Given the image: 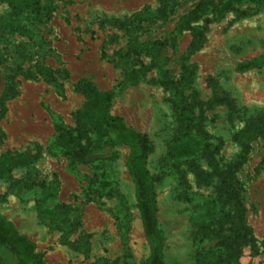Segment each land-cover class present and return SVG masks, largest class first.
<instances>
[{"label":"rangeland","instance_id":"obj_1","mask_svg":"<svg viewBox=\"0 0 264 264\" xmlns=\"http://www.w3.org/2000/svg\"><path fill=\"white\" fill-rule=\"evenodd\" d=\"M196 1L178 0L168 20L124 30L111 22H128L145 7H158L159 1L53 0L52 18L32 27L34 36L28 39L1 27L8 4L0 0V96L8 74L18 80L17 92L5 99L6 112L0 117V153L39 151L31 165L0 175V216L34 242L36 250L44 253L45 264H92L101 257L115 259L118 264H146L149 255L134 184L125 164L129 146L117 143L113 158L93 165L80 163L72 169L53 142L54 120L73 126L72 112L84 101L75 88L80 77L89 78L99 89H114L110 113L121 116L125 124L150 138L153 151L146 168L154 178L157 225L164 240L162 264H203L197 260L200 243L195 236L194 206L213 195V184L197 185L186 170V157L170 154L169 145L180 132L179 123L171 92L154 80L161 69L176 78L184 65H196L193 84L185 93L196 99L195 115L208 133L209 142L220 144L216 153L219 166L232 162L240 151L233 135L247 117L264 109V66L245 71L237 68L239 63L264 53V5L240 1L222 14L210 11L198 19L194 24L204 27L202 45L183 60L191 34L189 30H175V23ZM171 36L173 41L158 50L157 66L142 80L118 85L126 70L116 52H126L130 46L131 61L149 63L151 56L145 50L150 43ZM36 63L66 69L68 77L54 82L23 78L21 73L33 70ZM216 95L232 100L233 109L212 100ZM263 144L262 140L252 143L249 157L237 173L243 184L246 220L261 251L251 255L248 247H243L241 264H264V166L260 165ZM194 158L201 168L208 169L205 156L198 154ZM55 178L57 200L77 208L66 222L68 239L89 233L88 258L61 242L62 229H50L40 220L37 189L30 195L18 194L13 185L15 181L49 183ZM100 180L108 183L104 194L96 190ZM78 212L80 227L72 224ZM5 258L8 260L6 255Z\"/></svg>","mask_w":264,"mask_h":264},{"label":"trees","instance_id":"obj_2","mask_svg":"<svg viewBox=\"0 0 264 264\" xmlns=\"http://www.w3.org/2000/svg\"><path fill=\"white\" fill-rule=\"evenodd\" d=\"M8 11L1 22V27L11 33L24 34L32 39V27L44 25L55 10L53 0H5ZM155 9L149 6L135 13L128 22L115 19L112 24L124 30H136L142 23L166 21L175 10L178 0H158ZM240 1L264 5V0H222L213 3L211 0H198L186 13L181 14L175 23V30H189L191 39L183 60L199 49L204 38V27L194 23L206 16L210 11L222 14L234 8ZM136 22V25L134 23ZM173 41L156 39L146 48L145 54L151 56L149 63L141 59L131 61V47L126 52H116L118 59L126 70L118 85H126L142 80L146 73L157 66L158 50ZM142 54V51H136ZM104 54V53H103ZM105 55V54H104ZM264 66V53L238 64L240 71ZM26 79L54 82L56 78L66 79V69H53L42 63H36L33 70L23 71ZM196 74L195 64H186L178 77H172L167 70L161 69L154 82L171 92V104L176 113L180 132L169 145L173 156H185L186 170L194 176L197 185L213 184V195L195 204V236L200 243L197 260L203 264H241L240 257L243 247H248L251 255L261 253L252 228L246 220V207L243 201V184L238 177L239 168L246 162L252 149V143L257 140L264 142V109L245 119L243 127L233 135L240 146L237 157L230 163L219 166L216 153L220 144L209 142V135L201 125L200 118L195 115L196 99L186 95L185 90L191 88ZM15 75L8 74L6 87L0 96V117L6 112L5 99L12 97L16 91ZM75 88L83 95L84 101L72 112L74 125L65 126L55 119L54 144L66 156L72 169L80 163L93 165L108 160L114 156V146L125 143L130 150L126 158V168L134 184V196L138 209L143 233L149 243V255L146 264H162L163 237L157 225V201L153 191L154 178L146 168L153 145L149 136L125 124L121 116L110 113V105L114 89H99L89 78L80 77ZM217 103L233 109V102L226 96L212 97ZM3 133L0 131V140ZM34 153L4 151L0 153V175L8 174L12 168L29 166L38 156ZM206 157L208 169H203L195 161L194 156ZM260 165L264 166L263 155ZM182 178L183 175H181ZM184 182H186L184 180ZM107 182L100 180L97 192L104 194ZM14 189L18 194H32L37 189V212L40 220L50 229H62L60 240L88 258L91 244L89 233L82 232L76 239H68L66 230L69 215L77 211L72 204L57 200L58 183L56 178L49 183L15 181ZM31 192V193H30ZM30 193V194H29ZM74 226H81V214L78 212L73 220ZM264 252V250H263ZM8 257V260L5 258ZM0 264H45L44 253L36 250L35 244L26 235L20 233L5 217L0 216ZM92 264H118L115 259L101 257Z\"/></svg>","mask_w":264,"mask_h":264}]
</instances>
